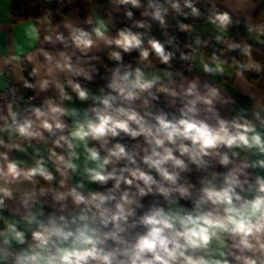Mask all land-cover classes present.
Wrapping results in <instances>:
<instances>
[{
  "label": "clouds",
  "instance_id": "1",
  "mask_svg": "<svg viewBox=\"0 0 264 264\" xmlns=\"http://www.w3.org/2000/svg\"><path fill=\"white\" fill-rule=\"evenodd\" d=\"M109 3L130 6L128 20L131 9L143 8L140 15L162 29L170 13L206 18L215 40L241 58L201 53L205 76L231 77L229 68L241 78L264 73L248 39L229 36L239 20L227 5L213 0L202 12L197 0ZM36 20L45 34L41 41V28L33 26L42 46L32 45L35 63L25 56L30 67H22L27 77L20 85L32 94L17 86L0 103V264H264V98L249 97L248 107H233L227 118L222 109L237 98L172 71L177 59L193 71L198 47L207 45L199 36L185 51L175 37H152L146 46L144 33L132 27L110 36L105 20L92 15L63 23L67 35L51 9ZM177 27L195 31L189 23ZM246 30L264 37V23ZM101 42L115 64L105 66L94 92L88 84L99 68L80 60ZM43 45L59 47L54 55ZM134 51L135 65L126 63L124 54Z\"/></svg>",
  "mask_w": 264,
  "mask_h": 264
},
{
  "label": "trees",
  "instance_id": "2",
  "mask_svg": "<svg viewBox=\"0 0 264 264\" xmlns=\"http://www.w3.org/2000/svg\"><path fill=\"white\" fill-rule=\"evenodd\" d=\"M142 3L146 6L147 0H142ZM181 4L183 5V0H181ZM210 5L208 0H197V6L201 9L202 12H206L207 7ZM98 7L101 17L105 20L109 28V35L115 36L116 30L122 27H132V30L135 32L144 33V41L147 46V40L149 38H156L160 41H166L169 37H175L176 43H178L182 50L188 51V49L184 48L185 44H192L193 47H197L194 44V38L199 36L202 41L206 40L207 45L203 44L198 47L199 55L201 53L204 54L205 58L210 57L213 52L220 54L223 50L224 56L222 58H227L231 61L233 56H236V53L228 52L226 49V45L222 43H218L215 38L211 37L207 34H196V33H185L178 30V23H189L193 24L195 22L207 21L206 18H193L189 16L185 19L183 16H176L175 13H170L167 17L168 27L162 29L159 24L155 21L150 20V18H145L140 15V13L144 10L141 9H131L134 13L132 20L126 19L124 16V11L126 8L130 6H120L116 8L112 4L109 3V0H10L9 5V13L10 19L13 22L22 21L28 18H33L35 21V25L41 28V39H43V35L45 34V26L37 25L36 18H42L47 10H52V20L53 23H59L61 19L68 13V11L77 7L79 11L80 17H84L85 14L93 15V8ZM184 11H188V9H184ZM144 19L152 26L150 29H141L133 27L134 21H138ZM261 23H264V0H256V8L252 14L251 18V26L255 27ZM229 36L237 41L242 38H247L245 31L241 24H234L230 27ZM264 38V37H263ZM248 39V38H247ZM248 42L253 45V57L259 61L261 64H264V44L253 43L248 39ZM115 46H113L114 49ZM171 47V46H169ZM112 50L109 48H105L102 52L99 53H90L87 57H83L80 62L81 63H90L99 68L100 75L96 76L95 82L88 84L91 89H96L99 85L103 84L104 81L101 79L102 76L106 75L105 66L112 67L115 64V61H111L108 59V52ZM179 54H177L178 56ZM138 57V52H133L131 54H124V61L131 62L135 65L136 58ZM237 59L241 57L236 56ZM75 60V57H74ZM22 67H30L24 58L21 59ZM153 62L158 64V61L153 59ZM172 71H182L184 75L187 74V62H182L179 59L174 60ZM164 67V66H160ZM24 78L27 77V71H23ZM177 83H179V78H175ZM245 81L250 83L253 86L258 87L259 89L264 91V73L256 74V73H245ZM23 82V81H22ZM22 82L17 86L22 85ZM83 83H87L86 81H82ZM19 91L22 92L25 96L31 95L32 91L28 89H24L22 86L19 87ZM237 101H247V98L240 95L235 94ZM35 103L39 104L40 100L38 98L35 99ZM234 112L231 110L227 118H230ZM122 142H129L127 138H124ZM94 190H100L98 185H95ZM151 198H145L143 203L147 205L148 201Z\"/></svg>",
  "mask_w": 264,
  "mask_h": 264
},
{
  "label": "crops",
  "instance_id": "3",
  "mask_svg": "<svg viewBox=\"0 0 264 264\" xmlns=\"http://www.w3.org/2000/svg\"><path fill=\"white\" fill-rule=\"evenodd\" d=\"M210 3L213 0H208ZM215 2L219 6L227 5L226 10H229L234 19L239 20V24L242 25L247 38L253 43L264 44V38L259 36L257 32L249 33L246 30V25L251 26V18L252 14L256 8V0H215ZM9 5L10 0H0V89H4L8 87V85L13 81L16 86L21 83L24 79L23 71H22V64L13 61L11 57L13 56H20V60L22 58L25 59V56L28 54H32L34 56V63L37 59V54L35 53L36 47L42 46L39 42H37L35 33L33 32V26L35 25V21L33 18H28L22 21L13 22L10 19L9 13ZM254 6V10H253ZM94 17V13L92 15ZM81 18L79 15V11L77 7L71 8L68 13L61 19L59 23H61L60 30L67 35V29L63 27V23L67 22L68 20H77ZM95 19V17H94ZM194 26L195 31L193 33L196 34H207L211 37L215 38L218 34L217 30L214 28L213 25L208 23L207 21L195 22L192 24ZM109 34V33H108ZM42 41V39H41ZM46 48L53 49V54L55 55V49L59 47V45H43ZM106 46L101 42L100 49H93L91 53H99L102 52ZM71 51V50H69ZM197 60L194 65L192 72H187L185 76L189 79L199 76L201 81H209L214 83L216 86L220 87L224 93L227 95H231L236 98L235 94H246L242 95L247 98V101H237V105L235 106H228L225 109H222V114L227 117L232 110L233 107H248L250 105L249 97H252L253 100L264 98V91L259 89L256 86L251 85L245 79L238 77L235 75V70L233 68H229L228 71L232 72L231 77L219 78V77H209L205 76L200 69L199 65V53H196ZM40 61L43 60V57H38ZM26 60V59H25ZM28 64V61L26 60ZM29 65V64H28ZM30 66V65H29ZM8 69L10 72V77H8L4 70ZM151 71V70H150ZM162 75V73H161ZM94 92L97 90L92 89ZM54 93H37L36 98H38L41 102V99L44 95H52ZM2 103V101H0ZM68 106H72L65 102ZM77 107H86L87 105H81L79 101L76 102ZM38 147L43 148L44 145L38 144ZM3 149H0L2 151ZM31 152V149H29ZM17 159H23L27 161L29 164L31 160L27 156L22 153H14L12 154ZM95 185H88L89 188H94Z\"/></svg>",
  "mask_w": 264,
  "mask_h": 264
},
{
  "label": "built area",
  "instance_id": "4",
  "mask_svg": "<svg viewBox=\"0 0 264 264\" xmlns=\"http://www.w3.org/2000/svg\"><path fill=\"white\" fill-rule=\"evenodd\" d=\"M5 74L10 77V72L8 69L4 70ZM17 87L16 84L11 81V83L8 85V87L4 88V89H0V101H2V98L5 96L6 93L11 94V91Z\"/></svg>",
  "mask_w": 264,
  "mask_h": 264
},
{
  "label": "rangeland",
  "instance_id": "5",
  "mask_svg": "<svg viewBox=\"0 0 264 264\" xmlns=\"http://www.w3.org/2000/svg\"><path fill=\"white\" fill-rule=\"evenodd\" d=\"M93 13H94V17H95V18H102V17H101V13H100L98 7L95 6V7L93 8ZM149 71H150V70H149ZM151 71H152V70H151ZM160 74H161V73H160Z\"/></svg>",
  "mask_w": 264,
  "mask_h": 264
}]
</instances>
